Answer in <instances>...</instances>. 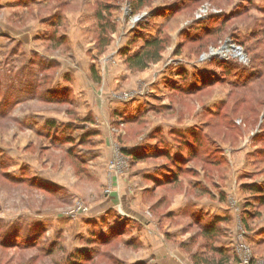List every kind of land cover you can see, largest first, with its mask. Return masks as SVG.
<instances>
[{"label":"rangeland","instance_id":"rangeland-1","mask_svg":"<svg viewBox=\"0 0 264 264\" xmlns=\"http://www.w3.org/2000/svg\"><path fill=\"white\" fill-rule=\"evenodd\" d=\"M263 117L264 0H0V264H264Z\"/></svg>","mask_w":264,"mask_h":264},{"label":"trees","instance_id":"trees-1","mask_svg":"<svg viewBox=\"0 0 264 264\" xmlns=\"http://www.w3.org/2000/svg\"><path fill=\"white\" fill-rule=\"evenodd\" d=\"M139 3H142V0H139ZM138 9L139 8H137V10ZM211 19H212L211 21H214V17H211ZM205 30H207V28ZM164 48H165L164 42L160 40L159 38L146 39L144 41L142 49L135 55L130 56L126 59L128 69L131 71H144L145 69L148 68L150 64L158 63L161 59V53L163 52ZM252 77H253L252 78L253 81L258 78L257 76H254V75ZM254 110L257 112L258 109L256 110L255 108ZM263 122H264V117H263ZM261 133L264 134V130L261 131ZM260 154L264 156V149L261 150ZM244 190L252 194V198L254 201V204L248 205L247 208L264 207V187L263 186L258 185V184H251V185L244 186ZM247 215L249 219H257L260 216L259 212H247ZM8 233H11L9 235H12L15 237V230L13 228L8 229L6 232V235ZM32 237H33V240L30 242V245L26 246L25 248H35L36 246L41 245L38 243L39 241H41V237H42L40 236V234L33 235ZM263 243H264V240H263ZM0 244L3 246L7 244V242L5 243V241H2L0 238ZM52 246L53 244H51V247L48 248V250L46 251V255H50L52 253L53 251L51 249L53 248ZM74 257H76V255ZM74 257L68 258V261H66L65 264H70V263L71 264H81L79 258L77 259Z\"/></svg>","mask_w":264,"mask_h":264},{"label":"crops","instance_id":"crops-1","mask_svg":"<svg viewBox=\"0 0 264 264\" xmlns=\"http://www.w3.org/2000/svg\"><path fill=\"white\" fill-rule=\"evenodd\" d=\"M247 239L254 245H264V216L255 224L253 230L248 233Z\"/></svg>","mask_w":264,"mask_h":264},{"label":"built area","instance_id":"built-area-1","mask_svg":"<svg viewBox=\"0 0 264 264\" xmlns=\"http://www.w3.org/2000/svg\"><path fill=\"white\" fill-rule=\"evenodd\" d=\"M237 53V52H236ZM220 56L221 57H225V58H227V56H225L224 54L223 55H221V54H217V53H212L211 54V57L212 58H220ZM239 56H240V54H239ZM217 60H220V61H223L222 60V58H220V59H217ZM244 253V252H243ZM239 264H252L251 263V256L250 255H247L246 253H244V255H243V257H241L240 259H239Z\"/></svg>","mask_w":264,"mask_h":264}]
</instances>
